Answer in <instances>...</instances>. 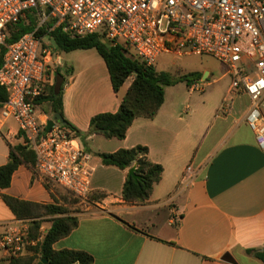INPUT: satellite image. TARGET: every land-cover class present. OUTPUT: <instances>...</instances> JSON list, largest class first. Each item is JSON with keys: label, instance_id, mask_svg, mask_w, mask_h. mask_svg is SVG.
<instances>
[{"label": "crops", "instance_id": "1", "mask_svg": "<svg viewBox=\"0 0 264 264\" xmlns=\"http://www.w3.org/2000/svg\"><path fill=\"white\" fill-rule=\"evenodd\" d=\"M66 54L59 68L66 79L63 119L84 134L92 117L117 112L130 81L115 93L107 66L96 50ZM161 58L154 65L157 72L174 77L196 72L201 79L195 83L214 77V66L207 63V56L180 57L157 70ZM225 69L205 84L207 91H191L194 82L166 86L156 115L135 118L123 139H105L98 134L79 138L92 154V193L104 197L89 203L94 210L89 205L84 213L66 214L75 217L78 224L54 243L55 251L84 252L92 257V264H231L221 260L225 254L235 264H263L247 251L264 248V148L246 122L249 97L229 94L232 77ZM261 111L264 114V105ZM53 114L38 106L40 123ZM17 145H25L17 124L0 117V167L9 162L11 147ZM136 146L146 147L149 161L162 167L161 179L143 205L122 200L129 169L103 166L97 156ZM189 164L196 171L195 178L181 186V176ZM63 192L46 186L34 166L22 162L10 185L0 189V233L4 226L20 222L29 228V220L16 218L2 195L65 208ZM56 217L60 216L42 217L37 236L44 238ZM25 257H34L32 264L37 263L32 248L13 259ZM10 261L0 251V264Z\"/></svg>", "mask_w": 264, "mask_h": 264}, {"label": "built area", "instance_id": "2", "mask_svg": "<svg viewBox=\"0 0 264 264\" xmlns=\"http://www.w3.org/2000/svg\"><path fill=\"white\" fill-rule=\"evenodd\" d=\"M28 13L31 30L8 43L12 27ZM56 32L70 39L97 35L146 66L163 55L213 58L232 77L229 94L248 95L246 122L264 148V0H0V89L7 95L0 117L15 121L49 188L86 203L94 171L92 154L71 129L55 122L45 132L46 122L38 120L35 100L53 85L61 65L51 39ZM190 90L202 91L200 83ZM195 175L187 165L179 184H191ZM1 229L0 251L10 259L43 240L30 238L23 222Z\"/></svg>", "mask_w": 264, "mask_h": 264}, {"label": "trees", "instance_id": "3", "mask_svg": "<svg viewBox=\"0 0 264 264\" xmlns=\"http://www.w3.org/2000/svg\"><path fill=\"white\" fill-rule=\"evenodd\" d=\"M34 21L32 14L28 13L25 19L17 22L8 38L12 43L20 36L31 30ZM42 35V32L39 34ZM52 42L57 50L61 52H72L77 50L94 49L104 60L113 90L115 93L123 86L128 78L133 77L130 86L120 101L116 113L98 114L91 118L89 130L82 133L69 122L64 120V126L71 129L76 137L98 134L105 139H123L133 120L137 117L153 118L164 100V88L177 83L184 82L187 86L199 81L201 74L189 73L180 77H174L164 72H157L154 66H146L143 63L126 56L122 46H110L102 41L97 35H89L78 39H70L58 32L51 35ZM3 53L0 55V65ZM66 79L60 69L56 70L54 83L50 86L44 96L38 97L35 102L38 106L49 104L50 111L54 114L62 112V94ZM7 99L6 92L0 89V106ZM97 156L103 166H112L120 170H126L135 165V173L140 177L135 181L127 177L122 188L121 197L126 203L143 205L147 203L153 187L159 182L162 175V167L153 164L148 159V149L144 146H136L131 149H120L114 153H99ZM35 154L28 145H17L11 147L10 160L0 167V189L10 185L11 176L22 162L35 165ZM101 193H91L88 201L103 198ZM2 199L11 212L18 219L29 220L30 238H36L44 216H60L52 220V225L42 242L32 248L37 256L36 264H92V257L84 252L72 250L55 251L54 243L68 236L78 224L75 217L66 215L68 211L62 205H41L2 195ZM78 201V200H77ZM133 229V228H132ZM256 259L264 264V248L259 250H248ZM34 257L11 259L10 264H32Z\"/></svg>", "mask_w": 264, "mask_h": 264}, {"label": "rangeland", "instance_id": "4", "mask_svg": "<svg viewBox=\"0 0 264 264\" xmlns=\"http://www.w3.org/2000/svg\"><path fill=\"white\" fill-rule=\"evenodd\" d=\"M47 40H45L46 42ZM53 52L54 54L56 55L55 58L57 60V62L59 63H64L65 62V59L67 57V54L65 52H61L59 50L56 49V47L54 46L53 44ZM69 53V52H68ZM174 59H180V57H173V55H163L162 58L158 61L157 63V66H156V69L159 70V69H164L166 68L167 66L170 65V63L174 60ZM208 61L207 63L210 65L211 63L213 64L214 66V77H212L209 81H211L212 79H215L219 76H221L223 74V72H225V66L223 64H221L220 62L214 60L213 58L209 57L207 58ZM207 63H205L207 65ZM133 77H130L128 78V81H132ZM209 81L207 82H201L200 83V88H202V90L205 88V91H207L209 89V87H205V84L208 83ZM226 81V80H224ZM222 83V81L220 82ZM199 94H202V93H199ZM41 108V111L42 112H48L50 110V106L49 104H43L40 106ZM61 199H62V202L65 203L66 207L65 209L70 212V213H84V211H86V209L88 208L89 205L92 206V210L95 209V207H93L92 204H87V203H82L80 201H77L76 199H74L73 197H71L70 195H68L66 192H63V194H61ZM75 207V208H73Z\"/></svg>", "mask_w": 264, "mask_h": 264}, {"label": "water", "instance_id": "5", "mask_svg": "<svg viewBox=\"0 0 264 264\" xmlns=\"http://www.w3.org/2000/svg\"><path fill=\"white\" fill-rule=\"evenodd\" d=\"M55 122H59L60 124H64V119L61 117L60 114H53L52 118L46 122L45 132H48L51 129V127L55 124ZM135 170H136L135 165L130 167L128 170V177L132 178L135 181H139L140 177L135 173ZM221 260L224 262H227V263L235 264L234 260L232 259V257L229 254H225ZM41 262L43 264L47 263L45 259H42Z\"/></svg>", "mask_w": 264, "mask_h": 264}]
</instances>
